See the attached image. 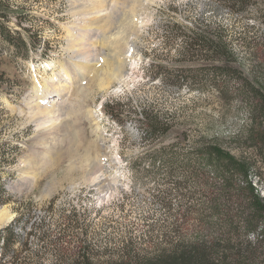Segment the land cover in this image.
<instances>
[{
  "label": "rangeland",
  "instance_id": "rangeland-1",
  "mask_svg": "<svg viewBox=\"0 0 264 264\" xmlns=\"http://www.w3.org/2000/svg\"><path fill=\"white\" fill-rule=\"evenodd\" d=\"M237 1L146 0L130 11L121 0L116 23L105 31L134 21L136 35L99 37L90 46L92 80H66L60 97L46 93L52 85L46 80L76 54L68 42L78 17L71 0H0L9 26L30 44L26 58L13 47L0 53V145L7 160L0 156V207L14 213L7 226L19 235L6 248L0 238V264H136L177 241L216 237L208 203L214 170L182 159L216 138L236 155L242 147L255 158L246 138L249 107L233 92L239 76L207 74L229 63L264 87V0ZM197 32L222 38L231 60L187 52L184 42ZM114 58L126 77L110 78L103 91L97 79L118 71ZM222 80L229 84L224 92L215 86ZM107 102L116 117L104 111ZM47 106L52 113H41ZM153 120L166 124L165 133L149 135Z\"/></svg>",
  "mask_w": 264,
  "mask_h": 264
},
{
  "label": "trees",
  "instance_id": "trees-1",
  "mask_svg": "<svg viewBox=\"0 0 264 264\" xmlns=\"http://www.w3.org/2000/svg\"><path fill=\"white\" fill-rule=\"evenodd\" d=\"M241 2L243 1H237V4ZM187 39L183 48L200 58L208 57L210 60L222 62L230 61L232 58L227 44L220 37L210 39L197 32L195 37ZM33 44L35 43L32 42ZM9 47H13L14 55L21 58H26L30 51L29 41L21 37L18 31L12 30L5 10L0 9V53ZM228 64L213 65L207 69L209 72L207 74L226 77L236 73L235 75L239 76L233 92L249 107L251 124L247 128L246 138L253 141L251 151L255 153V158L248 155L249 152L242 147L240 149L242 153L236 155L224 147L218 138L208 140L201 147L187 152L182 159L185 166L202 162L214 170L215 178L210 182L212 195L209 196L208 203L212 224L219 231L212 241L204 239L197 242L177 241L156 258L136 264H264V197L257 188L264 174V87L259 82L253 83L245 77H240L237 69ZM228 85L225 80L215 84L222 92L227 90ZM104 111L112 117L118 115V110L115 111L108 102L104 104ZM165 125L157 120L149 122V135L165 133ZM233 138L239 140V137ZM5 147V144L0 145V156L5 155L3 152ZM8 149L13 153L16 146L8 144ZM158 153L164 161H168L164 149ZM172 156L169 158L177 160L175 154ZM253 179H256L257 183ZM18 220L15 218L16 222ZM18 237L10 226L0 230L4 248ZM80 257L87 258L85 255ZM127 264L135 263L129 260Z\"/></svg>",
  "mask_w": 264,
  "mask_h": 264
},
{
  "label": "bare ground",
  "instance_id": "bare-ground-1",
  "mask_svg": "<svg viewBox=\"0 0 264 264\" xmlns=\"http://www.w3.org/2000/svg\"><path fill=\"white\" fill-rule=\"evenodd\" d=\"M121 0H71V6L73 9L72 15L76 17L73 23L68 26L70 30V37L68 42L71 45V50H76L73 60L67 61L65 64L61 63V69L56 72V77L51 80L47 79L46 82L50 81L52 85L47 89L46 93H55L60 97L68 89V83L77 82L79 78L88 77V81L91 78L90 73L93 71L91 68V48L90 46L96 43L100 37L101 41H106L109 38L116 37H128L135 36L136 27L133 22L127 24H120L115 26V33L107 34L105 31L107 26L116 23L114 18L113 10ZM129 1L130 11L135 10L143 1L146 0H126ZM124 4V3H123ZM121 6V5H120ZM143 6V5H142ZM71 9V10H72ZM127 10V9H126ZM128 11V10H127ZM104 12V13H102ZM90 15V17H87ZM100 36H95L96 34ZM108 35V36H107ZM96 38V39H95ZM134 40V39H133ZM128 41V39H127ZM117 55V54H116ZM115 62L119 65L118 71H107L101 78H98V84L103 91H106L107 86L111 83L110 78L121 79L124 75V70L121 73L122 61L114 58ZM95 74V72H94ZM81 75L80 77H78ZM55 76V75H53ZM119 77V78H118ZM126 77V75H124ZM92 80V79H90ZM80 82V81H79ZM82 87V86H81ZM47 112L52 113L48 106L45 107L41 113L46 114ZM14 217V213L10 211L6 206L0 207V226L9 222Z\"/></svg>",
  "mask_w": 264,
  "mask_h": 264
},
{
  "label": "water",
  "instance_id": "water-1",
  "mask_svg": "<svg viewBox=\"0 0 264 264\" xmlns=\"http://www.w3.org/2000/svg\"><path fill=\"white\" fill-rule=\"evenodd\" d=\"M13 220H14V219L12 218L11 221L6 222L4 225H1V226H0V230L3 229V228H5V227L8 225V223L12 222Z\"/></svg>",
  "mask_w": 264,
  "mask_h": 264
}]
</instances>
